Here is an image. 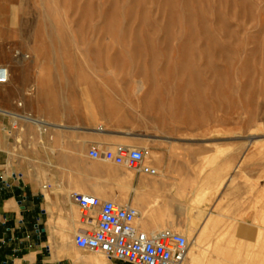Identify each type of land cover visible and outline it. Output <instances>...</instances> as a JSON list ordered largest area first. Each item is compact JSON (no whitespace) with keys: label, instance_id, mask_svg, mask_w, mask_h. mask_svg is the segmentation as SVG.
Returning a JSON list of instances; mask_svg holds the SVG:
<instances>
[{"label":"rangeland","instance_id":"374dc122","mask_svg":"<svg viewBox=\"0 0 264 264\" xmlns=\"http://www.w3.org/2000/svg\"><path fill=\"white\" fill-rule=\"evenodd\" d=\"M8 1L0 39L20 61L0 112L30 167H67L55 135L71 126L79 193L132 172L89 158L93 144L146 150L150 166L161 153L192 180L154 231L187 237L194 264H264V0Z\"/></svg>","mask_w":264,"mask_h":264},{"label":"crops","instance_id":"0c3cea01","mask_svg":"<svg viewBox=\"0 0 264 264\" xmlns=\"http://www.w3.org/2000/svg\"><path fill=\"white\" fill-rule=\"evenodd\" d=\"M12 6L8 0H0V33L7 26L2 17ZM11 47L9 41L0 39V65L6 58L10 71L20 61L8 59ZM9 85H0V91ZM78 134L74 126L66 133L56 132L58 157L68 161L67 167L57 171L31 168L17 144L18 135L0 112V264H128L80 249L74 243L77 234L97 227L99 214L95 209L91 225L84 223L80 207L71 198L76 186L70 177L79 172L71 166ZM151 167L157 169V175L133 170L121 176L105 173L99 177L103 187L91 188L89 194L103 202H115L122 201L120 195L126 193L125 203L139 211L138 224L144 231L171 225L170 217L176 216L177 209L175 193L185 190L192 177L168 164L161 153ZM179 168L183 169L182 165ZM88 176L96 179V175Z\"/></svg>","mask_w":264,"mask_h":264},{"label":"built area","instance_id":"2783aa9c","mask_svg":"<svg viewBox=\"0 0 264 264\" xmlns=\"http://www.w3.org/2000/svg\"><path fill=\"white\" fill-rule=\"evenodd\" d=\"M9 69L0 65V85L9 83ZM147 151L117 146L101 148L93 144L88 151L92 160L111 162L138 173L157 175V169L146 164ZM84 223L91 225L92 212L99 209L98 225L74 238L77 247L128 264H184L188 256L187 237L170 229L144 231L138 224L139 211L131 205L103 202L91 194L73 192Z\"/></svg>","mask_w":264,"mask_h":264},{"label":"bare ground","instance_id":"6f19581e","mask_svg":"<svg viewBox=\"0 0 264 264\" xmlns=\"http://www.w3.org/2000/svg\"><path fill=\"white\" fill-rule=\"evenodd\" d=\"M9 69V67H7ZM10 77H9V81L11 79V71L10 69L8 70ZM9 115L13 118L14 123H16L18 120L22 119V117L20 115L17 114H13V113H9ZM28 121V122H33L34 124L38 125V127L40 128V130H42L44 127H47V122L46 121H42V120H37V119H29V118H23V120ZM197 241H199V236L194 238L193 244L197 245ZM195 259H196V254H194L191 250L188 253L187 259L185 260L184 264H194L195 263Z\"/></svg>","mask_w":264,"mask_h":264},{"label":"water","instance_id":"95a60500","mask_svg":"<svg viewBox=\"0 0 264 264\" xmlns=\"http://www.w3.org/2000/svg\"><path fill=\"white\" fill-rule=\"evenodd\" d=\"M108 134H110V135H118V134H120L119 132H107Z\"/></svg>","mask_w":264,"mask_h":264}]
</instances>
